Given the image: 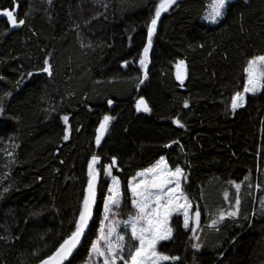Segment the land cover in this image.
Instances as JSON below:
<instances>
[{
    "label": "trees",
    "instance_id": "1",
    "mask_svg": "<svg viewBox=\"0 0 264 264\" xmlns=\"http://www.w3.org/2000/svg\"><path fill=\"white\" fill-rule=\"evenodd\" d=\"M159 2L0 0V13L18 6L16 19L25 21L13 27L0 15V264H39L70 235L94 154L96 210L62 264H96L92 244L109 185L104 166L117 160L122 196L112 211L120 223L134 211L129 181L162 156L170 169H183L184 192L201 216L195 233L181 216L173 219V238L159 249L178 259L166 264H264V78L243 107H231L244 91L248 61L264 55V0H230L215 24L204 20L209 0L176 2L156 27L142 69ZM45 59L51 75L41 71ZM179 61L185 82L176 79ZM141 97L148 112L137 111ZM235 184L239 213L219 220Z\"/></svg>",
    "mask_w": 264,
    "mask_h": 264
},
{
    "label": "snow or ice",
    "instance_id": "2",
    "mask_svg": "<svg viewBox=\"0 0 264 264\" xmlns=\"http://www.w3.org/2000/svg\"><path fill=\"white\" fill-rule=\"evenodd\" d=\"M175 3V0H160L155 7L154 16L151 18L150 23L147 25V42L143 46L142 53L140 55V66L146 68L149 51L152 48L153 34L156 31L157 21L162 12H166L168 8ZM227 0H212L211 4V18L213 22L219 17L224 15V9L226 7ZM3 17H7V22L11 26L23 25L24 20L17 21L16 16L12 10L7 8L3 9L0 13ZM127 63V62H125ZM183 61H179L177 64L176 79L183 81V72L181 66ZM264 68V55L257 56L248 61V67L245 68V72L248 73V79L244 85L245 92H255L260 87L258 81L257 66ZM44 73L51 75L50 65L48 60L45 59L44 67L41 69ZM32 75L31 73L28 74ZM260 77H264V72L259 73ZM244 102L242 94L237 93L232 97L231 107L233 110L240 107ZM111 104V101H109ZM185 107H187V101H185ZM137 111L143 110L149 111L148 105L141 97L136 104ZM62 119L65 123L68 121L67 116H63ZM109 116H104L100 122V126L97 129L96 144L99 145L103 133L107 130ZM173 123L178 126H183L179 120H174ZM64 140H68V130L65 129ZM168 145H165L167 147ZM100 160L98 155H93L88 161V180L87 187L83 196L82 205L79 208L78 216L71 222L74 228L70 231V235H67L55 251L41 259L39 264H62L72 253L73 249L81 242V237L85 235L86 229L89 227L90 218L93 215V205L96 200L97 190V176L98 172L95 167ZM112 165L116 164L115 158L111 161ZM105 175H111V169L105 165L103 168ZM137 176L142 177L139 182L129 181L128 188L131 191L132 199L131 204L135 209V215L129 217L125 221V225L130 228L131 240L138 242V244H129L128 247L134 248V251H130L129 255L125 257L123 251L125 248V237L117 232L118 222L115 220L116 213H113V207H119L121 204V192L120 181L116 176H112V185L109 187V196L104 201V219L101 221V235L97 242L92 244V253L98 257H103V264H117V261H123V264H160L161 261L177 260L178 257H169L156 250V244L160 240H167L172 236V228L168 226V220L171 214L180 209L183 210V227L189 228L190 219L193 216L190 215L189 209L191 204L188 201L187 196L181 190V179L184 177L183 169L176 166L175 169H170L165 158L160 157L159 161L150 168L144 169L142 172H138ZM235 188L239 190L240 184H235ZM225 193V197H227ZM238 206L239 198L235 201ZM264 203V202H262ZM225 215L236 216V211H229L228 213L220 212L218 219L223 220ZM200 211L196 210L194 213L193 222L199 223ZM213 224L217 223V220L212 221ZM106 229V231H105ZM195 231V227L192 228ZM115 236V239H111ZM99 241H104L105 246L102 248ZM193 248L199 249V244H193Z\"/></svg>",
    "mask_w": 264,
    "mask_h": 264
},
{
    "label": "rangeland",
    "instance_id": "3",
    "mask_svg": "<svg viewBox=\"0 0 264 264\" xmlns=\"http://www.w3.org/2000/svg\"><path fill=\"white\" fill-rule=\"evenodd\" d=\"M229 1H230V0H227V3H228ZM208 4H209V8H208L207 13L205 14V18H204V20L207 21L208 23L215 24V23L219 22V21L223 18V16L217 18V19L215 20V22H213V20H212V18H211V15H210V13H211V4H212V0H209V3H208ZM225 8H226V7H225ZM224 10H225V9H224ZM224 10H223V11H224ZM260 72H264V68H260L259 65H258V66H257V73H258V81H259L260 87H258L257 90H256L255 92H259V91L263 88V83H262V81H263V78H264V77H260V76H259V73H260ZM246 75H247V77H246V81H247V79H248V73H246ZM255 92H245V91H243V93H241V94H242L243 97H244V102H243V104H242L240 107H238V108H236V109H239V108H241V107L244 106V104H245V99H246L247 94H249V93H255ZM165 162H166V161H165ZM166 164H167V163H166ZM167 166H168V165H167ZM152 167H153V166H152ZM110 169H111V175H108V180H109L108 189H109V187L112 185V179H111V177L114 176V175H113V168H112L111 165H110ZM134 178H135L134 182H139V181L142 179V177L137 176V175H136ZM131 180H133V178H132ZM183 184H184V177L181 179V190L184 192ZM235 189H236V188H235ZM120 192H121V185H120ZM236 192H238L237 189L234 190L233 197H231L232 202H231V204H230V209L228 210V212H229V211H236V212H237V215H238V213H239L238 210H239V205H240V203H239L238 206H237L236 203H235L236 199L239 198V196L237 195ZM107 194H108L107 196L110 195L109 191H107ZM184 194H185V192H184ZM185 195H186V194H185ZM186 196H187V195H186ZM187 198H188V201H189L190 204H191V208L189 209V212H190V215H192V216H193V219H194V213H195V211L197 210V208L194 206L193 202L189 199L188 196H187ZM262 202H264V197H263V198L260 200V202H259V204H260V208L264 210V203H262ZM133 210H134V211H133V213H132L130 216L135 215V209L133 208ZM130 216H129V217H130ZM177 216H181V217L183 218V210H182V209L173 212V213L171 214V216L169 217V220H168V226L172 228V236H171L169 239H167V240H160V241L157 242V244H156V250H157V252H160L159 247H160V245H161L162 243H164V242H169V241L172 240V238H173V233H174V231H173V226H172V221H173V219H174L175 217H177ZM129 217H128L126 220H124L123 222L118 223V227H117V232H119L121 235H123V236L125 237V241H124V243H125V248H124V251H123V255H125V257H127V256L129 255V252H130V251H134V248H131V249H130V248L128 247V245H129V244H138V242H135V241H132V240H131V232H130V228L127 227V226L125 225V221H127V220L129 219ZM226 217H232V216H228V215H227ZM226 217H225V218H226ZM235 217H236V216H234V217H232V218H235ZM193 219H190V222H189L190 226H189V228H187V230H189V229L192 230V228L195 227V231H193V233H195L196 230L198 229L199 223L201 222V216L199 217V223H198V224H195V223L193 222ZM105 231H106V229H105ZM111 239L114 240V239H115V236H113ZM99 243H100V246H101L102 248L105 246V242H104V241H99ZM160 253H161V252H160ZM162 254H163V253H162ZM164 255H165V254H164ZM167 256H168V255H167ZM96 258H97L96 264H103V257H98V256H97ZM169 262H174V261H173V260L161 261L160 264H166V263H169ZM117 264H123V261L118 260V261H117Z\"/></svg>",
    "mask_w": 264,
    "mask_h": 264
},
{
    "label": "water",
    "instance_id": "4",
    "mask_svg": "<svg viewBox=\"0 0 264 264\" xmlns=\"http://www.w3.org/2000/svg\"><path fill=\"white\" fill-rule=\"evenodd\" d=\"M178 1H185V0H175V3L178 2ZM175 3H174V4H175ZM174 4H173V5H174ZM173 5H171V6L168 8V10H169ZM168 10H167V11H168ZM167 11L161 13L160 18H159L158 21H157V25H156V27H157L158 24L160 23L161 18L163 17V15H164L165 13H167ZM13 12H14V15L16 16V14L18 13V6L16 7V9H15ZM1 17H2V18H7V17H3V16H1ZM126 66H127V64H124V65H123V68L126 69ZM181 71L183 72V81H182V82H185V80H186V69H185V67L181 66ZM176 73H177V70H176ZM178 81L181 82L180 80H178ZM112 107H113V104H111V108H112ZM104 136H105V132L103 133V135H102V137H101V142H102ZM101 142H100L99 145H97V147H99V146L101 145ZM115 160H116V159H115ZM112 166H113L114 169L117 168V160H116V164H115V165H112ZM97 183H98V176H97ZM97 201H98V196H97V190H96V200H95V203H94V205H93V215H92V217L90 218V221H89V227L86 229V233H85V235L81 237V242L77 245V247H76L75 249H73V253H74V252L76 251V249L82 244V242L84 241V238L87 236L88 231L90 230V225H91V221H92V218H93L94 213H95V210H96ZM73 253H72L69 257H71V256L73 255ZM69 257H68V258H69ZM68 258H67V259H68ZM67 259H66V260H67ZM66 260H64L63 262H65ZM63 262H62V263H63Z\"/></svg>",
    "mask_w": 264,
    "mask_h": 264
}]
</instances>
